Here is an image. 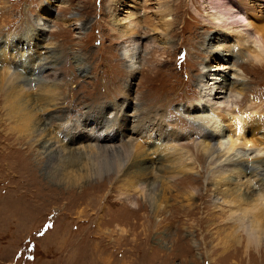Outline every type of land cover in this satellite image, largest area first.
Masks as SVG:
<instances>
[{"label": "rangeland", "instance_id": "374dc122", "mask_svg": "<svg viewBox=\"0 0 264 264\" xmlns=\"http://www.w3.org/2000/svg\"><path fill=\"white\" fill-rule=\"evenodd\" d=\"M213 1L0 0V36H22L17 46L26 51L23 58L30 64L37 53L51 55L43 80L27 84L32 96H38L45 85L59 95L58 102L50 105L51 111L41 115L50 134L57 123L67 131L78 120L83 124V114L92 115L99 106L109 120L116 114L115 103L122 106L119 115L132 114L136 105V110L143 109L173 135L168 141H160L157 135L133 141L151 159L156 156L152 154L155 144L161 145L165 164L181 166L176 177L158 178L168 204L154 216L137 189L129 190L127 184L115 182L114 176L103 183L111 172H104L102 178L92 173L70 189L51 178L46 160L34 175L26 166L18 167L24 155L17 159L10 154L16 150L8 144L7 127H3L0 264H264V240L245 248L242 230L238 236L241 244L223 247L221 241L215 245V231L229 227L226 218L240 211H233L237 208L223 201L224 186L216 179L229 174L236 177L235 170L243 169L247 175L237 176L234 182L244 190L249 180L250 190L260 192L257 180L264 176V166L260 173H249L252 163L256 164L252 162L255 151L261 149L255 161L264 162V57L254 56L257 45L264 42V0L226 3L234 11H242L235 24L231 20L213 22ZM241 14L251 27L244 26L247 21ZM26 30L29 38L23 36ZM219 32L226 34L220 45L235 44L234 58L214 57L216 52H226L211 40ZM251 33L255 37L248 39ZM209 42L212 47L207 46ZM207 72L225 77L228 84L220 85L205 76ZM60 103L67 107L64 114L58 110ZM54 110L57 116L51 123L48 117ZM229 111L244 124L249 120L244 130L248 132L246 154L224 151L231 136L223 137L222 143L218 137L210 141L216 148L210 150L208 138L196 132L199 127L214 135L215 119ZM61 135L50 141L62 153L72 148L88 155L86 150L94 144L84 138L68 144ZM39 151L38 158L43 159V149ZM178 157L182 159L176 164L173 161ZM85 181L89 185L83 186ZM26 183L32 184L31 191ZM233 185L229 183V187ZM190 192L187 202L183 196Z\"/></svg>", "mask_w": 264, "mask_h": 264}, {"label": "bare ground", "instance_id": "6f19581e", "mask_svg": "<svg viewBox=\"0 0 264 264\" xmlns=\"http://www.w3.org/2000/svg\"><path fill=\"white\" fill-rule=\"evenodd\" d=\"M232 2L234 1L214 0L213 4H211V6L209 5L210 8H213L214 10L213 22L218 20L223 23L225 21L227 22L228 20H231L232 24L237 23V16L242 13V11H234L233 7L226 4ZM238 2L242 4L241 0L237 1V3ZM240 4L238 5L241 6ZM241 17H243V21H247L246 24L244 23V26L251 27V24L248 22L245 15L243 14ZM161 23L166 26L165 19H162ZM27 32L28 30H26V35L24 34L23 36L29 38L30 36ZM251 34V37H248V39L255 37L253 33ZM8 35L9 33L6 34L4 38L3 36H0V127H2L0 130L3 131V127H7V134L4 131L6 134L5 138L9 141L8 144L10 147H14L16 150V152L9 151L10 154H14L16 158H22L24 155L23 161L18 167L24 168L26 166V169L31 170L32 174L34 175L38 165L41 164L43 160H46L48 162L47 167L49 168L51 178L65 184L67 186L66 188L70 189H74L75 185L80 183L82 178L86 179L90 177L92 173L95 176H100V178H102L101 176L104 174V172H111L109 174V178L106 175L105 181H102L103 183L108 182V180L114 176L115 179H113L115 182L121 183V185L127 184L129 190L134 188V190L137 189L139 193H142V196L149 204L148 206L150 207L151 214L155 216L157 213H160L162 209H164V207H166L168 204V196L164 190L159 188L158 178L164 175L176 177L180 172L179 168L181 166L178 165L180 166L178 167L177 165H171L170 163V165L165 164L164 157L161 154V150H159V146L161 145L157 146L154 143L156 150H153L152 154L156 153V156L155 158L151 159L148 153H144L142 150L143 148L141 149V145H137L138 142L136 143L133 140L137 139L139 136L152 138V136L157 135L159 136L160 141H168L173 135V131H170L164 127L161 122L153 120L143 109L136 110V105L134 107L135 111L132 114L123 112L119 115L120 110L118 111V109L121 105L119 103L117 105L114 102L116 114L109 120L105 119L103 116V108L102 106H99L98 110H95L92 115H90L88 112H85L83 114L84 123L82 124L81 121L78 120V125L75 127L72 126L70 131H67L66 129L65 131L60 126L62 123H57V126L54 127L56 132L52 131V133L56 137L60 134H62V137L64 135L65 138L63 137V140L65 139V142L68 144L83 138L94 141L93 147H89L87 150L85 149L88 151V155L86 153L69 148L70 146H66V148H69V150L66 153H62L60 148L55 147L54 142L50 141L53 138L55 140V137L52 135V133L50 134L48 132V129L45 126H43L44 123L41 116L42 114H47L48 111H51L50 105H54L56 102H58L59 95L57 94L55 88L50 89L48 85H45L41 89L42 92L39 93L38 96H32L30 89L27 87V84H31L32 81L38 83L43 80L42 76L49 68L51 55L48 51V54H42L43 56L37 53L35 54L36 56H34V63L30 64L25 61L26 58H23L26 51L21 52L20 48L17 46V44H19L18 42L21 41L22 36L16 38ZM124 35H127V31ZM216 36L217 37L211 40H214L216 46L222 47L221 49L226 52L224 53L223 51L219 50V52L210 50V52L212 51L211 53H217V55L214 54V57L216 58L217 56L218 59L221 60H228L229 56H233L234 58L235 44L229 47H227L225 43L220 45L219 42L223 41L224 39L222 36L226 37V34L224 35L219 32L216 33ZM210 38L211 37H209V40ZM248 39L246 41H248ZM260 40L263 39L260 38L258 42ZM263 43L264 42L262 41V45H257L254 56L264 57ZM208 44V47H212L210 42ZM249 52H247V55H245L249 56ZM255 61H257V59ZM9 67L12 69L11 73ZM204 74L205 76H211L209 78L213 79L215 82H219L220 85L226 86L228 84L225 77L220 79L217 76H212L213 73L211 72ZM61 103L59 104L60 107L58 110H61V112L64 114V110L67 107L64 108L61 106ZM203 108L206 109V105H204ZM233 114L234 113H232V111H229L227 112L226 116H221L215 119L216 127H214V135L213 133L210 134L207 131L204 132L203 128H196V132L198 131L197 133L200 134L199 136L208 138L209 144L206 146L209 145L208 147L210 150H216L214 145H210V141L215 140L218 137L217 139L220 141V143H222L221 139L223 137L231 136L232 139L229 141V143L226 142L227 144L223 148L224 151H238V155L241 152H243V154L248 153V132H245L244 130L246 129L245 127L249 125V120L244 124L240 121L241 119H239V116ZM56 116L57 114L54 110L53 113L49 114V122L52 123ZM129 121L133 123L132 126L128 125ZM221 122H225L224 125H226L228 128H222L224 125L220 127ZM261 122L263 123V121ZM72 128L75 130L72 131ZM43 132L45 134H43ZM44 135L50 136H47L48 138H46ZM178 137V139H181L180 134ZM21 145H25V147L22 148ZM41 148L43 149V154H45L43 159L38 158V155L41 153L39 151ZM260 153L261 149L254 152V155L252 156V162H256V164L252 163V165L249 167L251 168L249 173H260L263 170L261 169L264 166V162L262 161L263 159L260 161H255V159L259 158ZM179 157L177 158V161H173L174 158H171V161L175 163L181 162L182 158ZM15 163H18V161H15ZM235 166H237L236 163ZM248 166L249 165H247V168ZM82 167L84 169H82ZM229 169L232 171L231 164ZM235 171L237 176L241 175L244 177L245 174L247 175V171L243 169L237 168ZM72 172L76 174L75 176L73 174L74 177L69 175ZM234 175L232 176L229 174V177L220 176L218 179H216L217 184L224 186L223 201L230 202L235 206V208H237L233 209V211H240L238 214L236 213V215L229 214V216L226 218L228 221H230L229 227L226 225L223 227V229L218 228L217 231H215V234L218 236V242L215 245L219 244L221 241L222 242L220 246L223 247H231L234 244H241L238 236H240L239 230H242L246 234L247 245H245V248H247L251 243L255 245V243L264 240V176H262L260 179L258 178V180L256 179L260 190V192H256L255 190H250L248 185V183H250L249 180H247V184L245 183L247 189L245 188L242 190L241 187H238L237 182H234V179L237 176L235 177ZM232 182L235 183V185L229 187V183L233 184ZM87 185H89L88 182H83V186ZM189 185V188H195L191 184ZM26 186V189H28L30 186L33 187L32 184L27 183ZM28 191H31V189L29 188ZM223 192L221 194H223ZM183 198L189 202L191 200V192L189 195H184ZM139 205L137 204V209H139ZM225 229H228V231L222 234L221 231H224ZM119 231L124 232V230L121 228H119Z\"/></svg>", "mask_w": 264, "mask_h": 264}]
</instances>
